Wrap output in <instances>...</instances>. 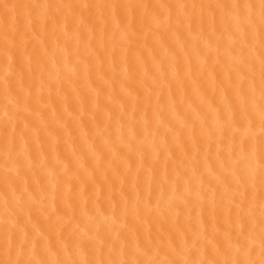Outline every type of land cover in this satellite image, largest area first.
<instances>
[{"label":"bare ground","instance_id":"6f19581e","mask_svg":"<svg viewBox=\"0 0 264 264\" xmlns=\"http://www.w3.org/2000/svg\"><path fill=\"white\" fill-rule=\"evenodd\" d=\"M262 0H0V264H262Z\"/></svg>","mask_w":264,"mask_h":264},{"label":"snow or ice","instance_id":"6c2138e0","mask_svg":"<svg viewBox=\"0 0 264 264\" xmlns=\"http://www.w3.org/2000/svg\"><path fill=\"white\" fill-rule=\"evenodd\" d=\"M261 8H262V10H264V0H262ZM261 115H262V119H264V111H262ZM262 264H264V262H262Z\"/></svg>","mask_w":264,"mask_h":264}]
</instances>
